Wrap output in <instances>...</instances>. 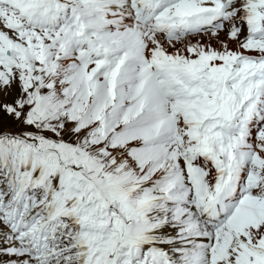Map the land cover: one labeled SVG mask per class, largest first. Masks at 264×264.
Returning a JSON list of instances; mask_svg holds the SVG:
<instances>
[{"label": "snow or ice", "instance_id": "6c2138e0", "mask_svg": "<svg viewBox=\"0 0 264 264\" xmlns=\"http://www.w3.org/2000/svg\"><path fill=\"white\" fill-rule=\"evenodd\" d=\"M0 264H264V0H0Z\"/></svg>", "mask_w": 264, "mask_h": 264}]
</instances>
